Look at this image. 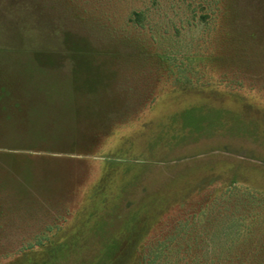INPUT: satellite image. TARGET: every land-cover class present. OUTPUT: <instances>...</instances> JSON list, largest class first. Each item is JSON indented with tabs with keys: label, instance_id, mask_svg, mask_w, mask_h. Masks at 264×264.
<instances>
[{
	"label": "rangeland",
	"instance_id": "1",
	"mask_svg": "<svg viewBox=\"0 0 264 264\" xmlns=\"http://www.w3.org/2000/svg\"><path fill=\"white\" fill-rule=\"evenodd\" d=\"M152 1L0 0V264H142L236 209L262 239L264 0H213L211 29L180 35L203 0ZM146 8L161 52L110 28Z\"/></svg>",
	"mask_w": 264,
	"mask_h": 264
},
{
	"label": "trees",
	"instance_id": "2",
	"mask_svg": "<svg viewBox=\"0 0 264 264\" xmlns=\"http://www.w3.org/2000/svg\"><path fill=\"white\" fill-rule=\"evenodd\" d=\"M217 5L218 3L213 0H203L198 4L187 5L186 9L190 12V17L180 24H173L176 33L180 35L186 29L209 31L213 20L216 19L219 9ZM155 6H159L157 0L152 1V9ZM149 18L148 8L133 9L127 23L119 25L121 28L116 29L111 19L108 22L113 30V36H116L117 43L129 45L138 51L145 45L156 47L161 52V46L175 37L170 34L165 37L166 31L161 36L159 32L152 33L155 31V25L150 23ZM156 34L158 35L157 39ZM161 39L163 40L161 41ZM193 58V56L166 49L162 52L159 61L185 74L189 71V64L194 60ZM134 59L142 60L138 58L128 60ZM237 192L239 190L233 188L228 196ZM249 195L247 200L251 203L257 199L254 195ZM255 216L258 217L257 214ZM255 216H252L251 213H242L238 209L223 211L216 219V224L211 222L207 226L204 223L205 214H200L192 225L181 224L177 229L178 235L158 242L157 246L150 249L148 254L143 257L142 264H264V235L261 240L255 242L258 228L254 224ZM182 234L184 235L182 236ZM187 236L189 239L185 240ZM48 242L47 238L41 237L35 242V246H42Z\"/></svg>",
	"mask_w": 264,
	"mask_h": 264
}]
</instances>
